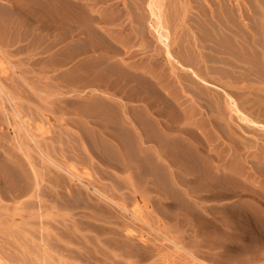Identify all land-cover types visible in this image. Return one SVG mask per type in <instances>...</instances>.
I'll return each mask as SVG.
<instances>
[{
	"label": "rangeland",
	"instance_id": "rangeland-1",
	"mask_svg": "<svg viewBox=\"0 0 264 264\" xmlns=\"http://www.w3.org/2000/svg\"><path fill=\"white\" fill-rule=\"evenodd\" d=\"M83 1L0 0V264H264V205L249 192L264 195V131L230 112L264 123L252 83L217 81L235 100L218 89L226 119L210 120L150 0ZM157 1L182 61L192 43L200 52L202 6L249 12Z\"/></svg>",
	"mask_w": 264,
	"mask_h": 264
},
{
	"label": "bare ground",
	"instance_id": "bare-ground-1",
	"mask_svg": "<svg viewBox=\"0 0 264 264\" xmlns=\"http://www.w3.org/2000/svg\"><path fill=\"white\" fill-rule=\"evenodd\" d=\"M74 1V0H73ZM209 2L208 0H206ZM245 2L248 3V11L247 14H245L243 11L242 13L239 12L238 9H235V7L231 6L223 9L221 12L224 14H220L218 11L217 13H214V10L211 9V6L204 5L202 6V10L200 15H202V21L199 22L201 23L199 26L198 31L201 33L202 40L201 42V49L200 52L198 51V54L195 55L194 50L197 49L195 45L192 43L191 46H189L185 53L183 54V61L179 60L178 58L174 57L172 54V50L170 51L169 47V34L168 30L163 26L164 23L162 24L160 19L162 18L160 6H158L155 0H150L148 2V6L151 10L152 15L155 17V20H157L155 23H157L156 28L158 27V39L163 42L165 48H166V56H168L169 60L171 59L174 61L176 64L175 67L178 68V70L183 71L182 74V79L185 82V92L190 95H192V99L194 101H199L202 106L205 107L206 114L209 112V119L211 120L213 116L220 119H226V114L227 112H224V110L221 109V99H222V94L218 89H221L222 87L217 85V81L224 80L227 86L239 88L238 90L241 91L243 88H247V85L249 83H252V91H254L256 99L260 104H264V0H244ZM81 2V0H80ZM84 1L82 0V3ZM211 2V1H210ZM220 2V1H219ZM225 2V1H224ZM90 3V2H88ZM206 3V2H205ZM212 3V2H211ZM239 3V2H238ZM73 4V3H72ZM71 4V5H72ZM85 4V2H84ZM91 4V3H90ZM207 4V3H206ZM244 4V2H243ZM75 5V3H74ZM77 7L81 5L80 3H76ZM75 5V6H76ZM160 5V4H159ZM163 5V3H162ZM237 5V4H236ZM246 5V4H245ZM74 6V8H75ZM88 5L86 4V7ZM92 6V5H91ZM89 6V8L91 7ZM200 6V5H199ZM239 6V5H238ZM138 7V6H137ZM162 7V6H161ZM221 8V6L219 5ZM263 7V8H261ZM81 9L86 8L83 6ZM118 8V7H117ZM217 8V9H220ZM240 8V7H239ZM79 9V8H78ZM78 9H73L77 13ZM91 9V8H90ZM161 9V10H160ZM216 9V8H215ZM222 9V8H221ZM80 10V9H79ZM93 10V9H92ZM81 11V10H80ZM251 11V12H250ZM82 12V11H81ZM84 12V10H83ZM88 12V11H87ZM85 12V13H87ZM108 12V11H107ZM74 13V12H73ZM72 13V14H73ZM117 12L110 15H106L105 19L109 20V22L112 21H118V18H116V15L118 17ZM244 13V15H243ZM83 14V13H82ZM91 14V13H90ZM93 14V13H92ZM250 16H249V15ZM74 15V14H73ZM199 15V16H200ZM224 17H222V16ZM81 17V15H79ZM87 15H83V18H75V22H73L74 26H77L81 24L82 22H85L87 20ZM94 16V15H93ZM130 16V15H129ZM139 16V15H138ZM77 17V16H76ZM89 17H91L89 15ZM101 17V16H100ZM96 18V17H95ZM141 18V17H140ZM144 18V17H143ZM89 19V18H88ZM92 19V18H91ZM102 19V18H101ZM104 19V18H103ZM121 19V16H120ZM163 19V18H162ZM96 20V19H95ZM123 20V19H122ZM141 20V19H140ZM139 20V21H140ZM198 20V19H197ZM88 22L90 20H87ZM93 21V20H92ZM90 21V22H92ZM142 22V21H141ZM100 23V21H99ZM116 22H114L115 25ZM132 23V22H131ZM134 23V22H133ZM137 23V22H136ZM167 23V22H166ZM87 24V23H86ZM98 24V23H97ZM135 24V23H134ZM140 24V23H139ZM137 25V24H136ZM80 26V25H79ZM82 26V25H81ZM84 26V25H83ZM89 26V25H88ZM99 26V25H98ZM102 26V25H101ZM100 26V27H101ZM131 26V25H130ZM140 26V25H139ZM142 26V25H141ZM151 26V25H150ZM168 27V26H167ZM198 27V26H197ZM82 28V27H81ZM86 28V27H85ZM93 28V27H92ZM131 28V27H130ZM98 29V28H97ZM138 29V28H137ZM154 29V28H153ZM163 30V32L159 30ZM84 30V29H83ZM134 30V29H133ZM75 31V30H74ZM79 31V30H78ZM88 31V30H87ZM147 31V30H145ZM170 31V30H169ZM77 32V31H76ZM82 32V31H79ZM98 32V31H97ZM100 32V31H99ZM132 32V31H131ZM136 32V31H134ZM143 32V31H142ZM75 33V32H74ZM91 33V32H90ZM122 33V32H121ZM138 34V33H137ZM140 34V32H139ZM195 34H197L195 32ZM93 35V34H92ZM102 35V34H101ZM124 35V34H123ZM96 36V35H95ZM125 36V35H124ZM123 36V37H124ZM197 36V35H195ZM81 37V35H80ZM84 37V36H83ZM198 37V36H197ZM106 38V37H105ZM195 38V37H194ZM87 39V38H86ZM92 39V38H91ZM95 39V37H94ZM102 39V38H101ZM123 39V38H122ZM170 39V38H169ZM99 40V39H98ZM108 40V39H106ZM125 40V39H124ZM190 40V39H189ZM198 40V39H197ZM88 41V40H87ZM104 41V40H103ZM102 41V42H103ZM118 41V40H117ZM116 41V42H117ZM159 41V42H160ZM175 41V40H174ZM181 41V40H180ZM196 41V40H195ZM98 42V41H97ZM111 42V41H110ZM110 42H107L108 44ZM105 43V41H104ZM197 43V42H196ZM115 44V43H114ZM183 44V43H182ZM92 45V44H91ZM102 45V44H101ZM113 45V44H112ZM176 45V44H174ZM81 46V45H80ZM86 46V45H85ZM93 46V45H92ZM110 46V45H109ZM184 46V45H183ZM194 46V47H193ZM83 47V46H82ZM186 47V46H185ZM184 47V48H185ZM77 48V47H76ZM118 48V47H117ZM174 48V47H173ZM177 49V48H176ZM109 50V49H108ZM114 50V48H113ZM157 50V49H156ZM181 50V49H180ZM110 51V50H109ZM164 51V52H165ZM179 51V50H178ZM184 51V50H183ZM197 51V50H196ZM195 51V52H196ZM111 52V51H110ZM114 52V51H113ZM163 52V51H162ZM182 52V51H181ZM73 54V53H72ZM84 54V53H83ZM176 54V53H175ZM162 55V54H161ZM165 55V54H164ZM159 56V55H158ZM181 56V55H180ZM180 58V57H179ZM161 61V60H160ZM161 63V62H160ZM120 65V64H119ZM118 65V66H119ZM122 65V64H121ZM162 65V64H161ZM136 67V66H135ZM132 68V67H131ZM130 68V69H131ZM173 68V67H172ZM129 69V70H130ZM126 70V69H125ZM124 70V71H125ZM144 70V69H143ZM176 70V69H175ZM174 70V71H175ZM132 71V70H131ZM136 71V70H135ZM123 72V71H122ZM134 71H132L133 73ZM124 73V72H123ZM139 73V72H138ZM179 73V72H178ZM127 74V73H126ZM133 76V75H132ZM135 76H137L135 74ZM141 79V78H140ZM147 79V78H146ZM180 79V77H179ZM181 81V80H180ZM146 82V81H145ZM221 82V81H220ZM219 82V83H220ZM218 83V84H219ZM224 83V84H225ZM144 84V83H141ZM183 84V85H184ZM145 87V86H144ZM182 87V86H181ZM137 88V87H136ZM143 88V87H142ZM147 88V87H145ZM228 88V87H227ZM245 88V89H246ZM1 89V88H0ZM157 89V88H154ZM233 89V88H232ZM183 90V89H182ZM225 90L224 88L221 89V91ZM227 90V89H226ZM224 91L225 97H223L224 100L227 104H229L228 107H231V104L234 102V97L229 91ZM156 91V90H155ZM157 92V91H156ZM178 92V91H177ZM146 93V92H145ZM153 93V92H151ZM223 93V92H222ZM148 94V93H146ZM160 94V93H159ZM167 95V94H166ZM174 95V94H173ZM144 96V95H143ZM160 96V95H159ZM162 96V95H161ZM179 98V97H178ZM190 98V99H191ZM243 99V98H242ZM192 100V101H193ZM167 101V100H166ZM224 102V103H225ZM170 103V102H168ZM194 103V102H193ZM196 103V102H195ZM223 103V102H222ZM167 105V104H166ZM165 105V106H166ZM173 105V104H172ZM224 105V104H223ZM168 107V106H167ZM229 109V108H228ZM226 110V109H225ZM240 113L241 116L240 119L242 122L246 123L247 126L250 127V129H253L256 131L261 130L264 131V123L259 122L258 118L261 117V113H257L255 118L258 120L252 118L251 116L246 115L247 112L245 113L244 111H241L237 105L233 104V107L230 112L232 111ZM246 110V109H245ZM248 111V110H246ZM166 112V111H165ZM192 112V111H191ZM204 112V114H205ZM244 112V113H243ZM141 113V112H140ZM181 113V112H180ZM131 114V113H130ZM189 114V113H187ZM251 114V113H250ZM143 115V114H142ZM168 115V114H167ZM179 115V114H178ZM139 116V115H137ZM146 116V115H145ZM229 116V115H228ZM253 116V115H252ZM230 117V116H229ZM232 117V116H231ZM136 118V117H135ZM141 118V117H140ZM150 118V117H149ZM129 119V118H128ZM133 119V118H132ZM215 119V118H213ZM131 120V119H130ZM134 120V119H133ZM141 120V119H139ZM217 120V119H215ZM218 120V121H219ZM125 121V120H124ZM129 121V120H128ZM137 121V120H136ZM217 121V122H218ZM228 121V120H227ZM126 122V121H125ZM135 122V121H134ZM146 122V121H145ZM168 122V121H166ZM209 122V121H208ZM127 123V122H126ZM131 123V122H130ZM129 123V124H130ZM161 123V122H160ZM159 123V124H160ZM182 123V122H181ZM137 124V123H136ZM177 124V123H176ZM205 124V123H204ZM131 125V124H130ZM142 125V124H141ZM144 125V124H143ZM146 125V124H145ZM144 125V126H145ZM151 125V124H150ZM214 125V124H213ZM216 125V124H215ZM136 126V125H135ZM205 126V125H204ZM202 126V127H204ZM148 127V125H147ZM153 127V126H152ZM248 127V128H249ZM252 127V128H251ZM140 128V127H139ZM164 128V127H163ZM206 128V127H205ZM162 129V128H161ZM175 129V128H174ZM215 129V128H214ZM227 129V128H226ZM145 130V129H144ZM252 130V131H253ZM143 131V130H142ZM160 131V130H159ZM167 131V130H166ZM138 132H140L138 130ZM162 132V131H160ZM178 131H175V133ZM186 132V131H185ZM144 133V132H143ZM155 133V132H153ZM151 133V135L153 134ZM232 133V132H231ZM148 134V133H147ZM166 134V133H165ZM191 134V133H190ZM229 134V132H228ZM140 135V134H139ZM169 135V134H168ZM177 135V133H176ZM141 136V135H140ZM139 136V137H140ZM161 136V135H160ZM145 137V136H144ZM159 137V136H157ZM148 138V137H147ZM150 138V137H149ZM165 138V137H164ZM170 138V137H169ZM141 139V138H140ZM144 139V138H143ZM146 139V138H145ZM151 139V138H150ZM162 139V138H161ZM155 140H158L157 138ZM166 140V139H165ZM161 141V140H159ZM167 141V140H166ZM171 141V140H170ZM233 141V140H232ZM158 142V141H157ZM156 142V143H157ZM163 142V141H162ZM159 143V142H158ZM154 144V142H153ZM167 145V143H166ZM7 146V145H6ZM163 146V145H162ZM156 147V146H154ZM170 147V146H169ZM157 148V147H156ZM159 148V146H158ZM6 149V147H5ZM164 150V148H161ZM168 149V147H167ZM158 154H160L162 157L163 154H161L160 148L157 150ZM169 151V150H168ZM13 152V151H12ZM156 152V150H155ZM160 152V153H159ZM165 152V151H164ZM16 154V153H15ZM165 155V154H164ZM159 156V155H158ZM159 157V159H160ZM164 158V157H163ZM168 158V157H167ZM243 158V157H242ZM52 160V159H50ZM264 160V159H263ZM261 161V160H260ZM259 161V162H260ZM168 162V159H167ZM171 162V160H170ZM179 164V163H178ZM261 164V163H260ZM162 165V164H161ZM230 165V163H229ZM241 165V164H240ZM60 166V165H59ZM173 166V165H172ZM257 166H259L257 164ZM61 167V166H60ZM229 167V166H227ZM236 167V166H235ZM260 170H262V173L264 171V167L261 165L259 166ZM258 167V168H259ZM179 168V167H178ZM212 168V167H211ZM217 168V167H214ZM244 168V167H243ZM242 168V169H243ZM172 169V167H171ZM170 169V171H171ZM186 169V168H185ZM216 170V169H215ZM218 170V169H217ZM232 171V170H231ZM176 172V171H175ZM185 172V171H184ZM191 173V172H190ZM220 173V172H219ZM234 173V172H233ZM218 174V173H217ZM264 174V173H263ZM177 175V174H176ZM184 175V174H182ZM191 175V174H190ZM233 175V174H232ZM230 175V176H232ZM239 175L243 176V180H251L250 173L248 172H243L239 173ZM175 180V176L172 175ZM180 176V175H179ZM186 176V174H185ZM254 177V175H252ZM263 176V175H262ZM222 177V176H221ZM170 178V177H169ZM173 179V178H172ZM241 179V178H240ZM177 181V179H176ZM239 181V180H238ZM172 182V180H171ZM221 182V181H220ZM230 182V181H229ZM259 182V180H258ZM177 183V182H176ZM226 183V182H225ZM246 183V182H245ZM219 184V183H218ZM241 184V183H239ZM248 184V183H247ZM37 185V183H36ZM252 185V184H251ZM228 186V185H227ZM237 186V185H236ZM258 186V185H257ZM218 187V186H215ZM238 187V186H237ZM232 188V187H231ZM230 188V189H231ZM249 188V186H247ZM257 188V187H255ZM255 188H251L249 192H251V196L253 199L258 202L259 205H264V195L260 193L258 190ZM229 189V188H228ZM242 190V188H240ZM237 190V189H236ZM243 190L244 186H243ZM226 191V190H225ZM230 191V190H229ZM243 191V192H244ZM248 191V190H247ZM232 192V191H231ZM228 195L226 192L224 195ZM232 195V194H231ZM236 195V194H235ZM236 197V196H235ZM234 197V198H235ZM252 197L250 199H252ZM233 198V199H234ZM245 199V197H244ZM237 200V198H236ZM229 204V202H228ZM241 205V204H240ZM228 206V205H226ZM234 207V206H233ZM239 207V206H238ZM237 208V207H236ZM243 207L241 206L240 209ZM255 208V207H254ZM227 209V208H226ZM245 209V208H244ZM233 210V209H232ZM235 210V209H234ZM232 212H235V211ZM259 210V209H258ZM242 211V210H241ZM240 211V212H241ZM264 212V209H263ZM263 214V213H262ZM260 214V215H262ZM242 215V214H241ZM253 215V214H252ZM239 236V235H238ZM244 239V238H243ZM240 246V245H239ZM233 247V246H232ZM242 249V248H241ZM245 250V249H244Z\"/></svg>",
	"mask_w": 264,
	"mask_h": 264
}]
</instances>
